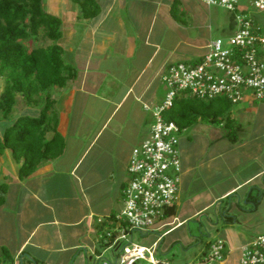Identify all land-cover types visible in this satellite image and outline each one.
Wrapping results in <instances>:
<instances>
[{
	"label": "crops",
	"instance_id": "0c3cea01",
	"mask_svg": "<svg viewBox=\"0 0 264 264\" xmlns=\"http://www.w3.org/2000/svg\"><path fill=\"white\" fill-rule=\"evenodd\" d=\"M95 1L91 18L70 0L49 2L48 13L61 19L57 44L75 70L65 86L52 89L64 148L25 178L10 150L0 153V183L7 184L0 247L11 256L0 264L116 259L119 249L109 246L105 230L122 205L131 148L150 135L152 115L143 105L163 99L167 62L198 59L211 40L204 22L209 6L198 0ZM230 115L237 123L234 141L222 124L204 121L180 133V180L165 209L174 212L164 211L148 231L131 232L134 243L154 247L156 258L192 260L222 239L223 264H238L240 247L253 235L234 226L264 229V99L244 91ZM225 200L237 206L230 215L221 208Z\"/></svg>",
	"mask_w": 264,
	"mask_h": 264
},
{
	"label": "built area",
	"instance_id": "2783aa9c",
	"mask_svg": "<svg viewBox=\"0 0 264 264\" xmlns=\"http://www.w3.org/2000/svg\"><path fill=\"white\" fill-rule=\"evenodd\" d=\"M233 13L234 29L226 37L209 41L206 52L195 60L169 61L160 79L166 89L160 103L150 107V135L131 148L122 188L121 208L110 219L105 237L110 247L119 249L115 260L99 264H223L227 256L222 239L192 260L178 262L154 256V247L132 241L131 232L152 229L174 202L181 172L178 148L181 129L164 117L176 97L209 100L225 97L231 103L249 91L254 99H264V31L254 13L264 11V0H198ZM100 221V219H98ZM238 264H264V233L253 236L240 247Z\"/></svg>",
	"mask_w": 264,
	"mask_h": 264
},
{
	"label": "trees",
	"instance_id": "16d2710c",
	"mask_svg": "<svg viewBox=\"0 0 264 264\" xmlns=\"http://www.w3.org/2000/svg\"><path fill=\"white\" fill-rule=\"evenodd\" d=\"M83 18L98 12L95 0H70ZM255 21L259 19L254 15ZM234 20L230 25L234 28ZM42 37L50 43L27 47L24 41ZM61 36V19L43 9L42 0H0V77L4 86L0 92V119L12 110L17 95L28 105L39 108L38 114H21L6 124L0 135V153L9 149L19 163L18 176L25 178L39 164L59 156L64 140L56 130L57 115L52 89L65 86L75 75L72 65L62 56L57 44ZM231 102L225 97L202 100L195 97H176L164 117L181 129L198 121L222 124L229 140L235 139L237 123L230 115ZM7 184L0 183V204L4 201ZM173 213L174 209L165 210ZM11 256L0 247V263Z\"/></svg>",
	"mask_w": 264,
	"mask_h": 264
},
{
	"label": "rangeland",
	"instance_id": "374dc122",
	"mask_svg": "<svg viewBox=\"0 0 264 264\" xmlns=\"http://www.w3.org/2000/svg\"><path fill=\"white\" fill-rule=\"evenodd\" d=\"M43 1H44V6H43L44 10L50 12L49 2L52 0H43ZM205 13H206V19L204 21L206 24L205 30L209 32V39H213L216 37L226 38L230 34L229 23L232 20L233 13L219 6H209L205 10ZM254 14L258 17L259 24L261 25L264 31V11L261 13H254ZM187 16H190V14H188ZM23 43L27 47H34V46L45 45L47 43V40L39 36L38 38L31 37L28 40H25ZM3 86H4V79L3 77H0V92L3 89ZM163 92L165 94V87L163 89ZM36 107L37 106L35 105L26 104L23 98L20 95H17L11 112L5 118L0 119V135L3 131L4 126L10 123L12 120H14L17 116L21 114H38ZM243 205H244L243 203H240L241 208L244 207ZM236 207L237 206L233 202L231 203L228 200H225L224 203H222L221 205V208H224L229 211L228 213L229 215L233 210L236 209ZM243 218H247V215H241V219ZM234 230L242 231L243 234L247 236H251V235L255 236L259 233H264V229L258 231L244 230L243 226L241 225H235ZM136 237H137V233L134 232V238L136 239ZM201 239L205 241L206 238L201 237Z\"/></svg>",
	"mask_w": 264,
	"mask_h": 264
}]
</instances>
